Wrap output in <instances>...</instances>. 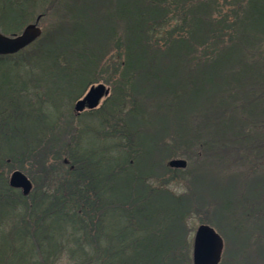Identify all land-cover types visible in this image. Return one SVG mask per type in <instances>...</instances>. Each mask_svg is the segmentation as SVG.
<instances>
[{"label": "trees", "instance_id": "16d2710c", "mask_svg": "<svg viewBox=\"0 0 264 264\" xmlns=\"http://www.w3.org/2000/svg\"><path fill=\"white\" fill-rule=\"evenodd\" d=\"M121 4L108 8L119 21L105 24L97 20L101 4L88 8L85 0H73L75 7L70 0H0L6 35L50 15L35 41L0 55V142L8 145L0 147V264H191L185 221L192 202L203 207L213 198L206 192L213 187L209 176H194L189 192L173 193L169 183L192 168L166 166L174 155L204 169L227 161L235 167L217 203L229 216L246 202L228 217L235 228L251 214L264 216V0ZM93 24L108 30L93 45L104 46L98 50ZM98 82L109 93L83 114L101 118L107 144L93 148L87 135L91 146L82 147L78 135L70 145L68 124L60 148L42 151L54 127L45 122L53 117L46 102L59 111ZM14 169L31 179L28 194L9 185ZM232 187L239 192L234 207L226 196ZM247 233L260 248L255 264H264V232ZM227 244L220 264H246L245 244Z\"/></svg>", "mask_w": 264, "mask_h": 264}, {"label": "rangeland", "instance_id": "374dc122", "mask_svg": "<svg viewBox=\"0 0 264 264\" xmlns=\"http://www.w3.org/2000/svg\"><path fill=\"white\" fill-rule=\"evenodd\" d=\"M70 1H71V5L75 7V5H73V0H70ZM123 1L124 0H113L111 4L116 5L115 8L117 9V6L120 7L122 5L121 3ZM85 3L88 5V8H89V5L95 6V4H101V6L98 7V8L102 9L100 16H99V19H97L98 21H105V24H107V22L111 24L112 21H119V17L117 16V14L111 15V13L115 11V8L113 9V7H112V9L111 8L108 9L109 7H111V4H109L108 2L105 3L104 0H85ZM106 4H109L110 6L108 7ZM55 9L60 10L61 5L60 6L57 5ZM230 10H231V7L229 8V11ZM93 12L95 14H98V11L96 9H94ZM242 13H240L241 14L240 16H242ZM231 14L234 15V13H231ZM49 19H50V15H45L42 18L40 17V19L38 21V25L41 27L42 30L44 27H46V25H48ZM89 35H92L91 38L92 37L94 38V41L92 42V46H93L97 41L99 42L100 39L108 36V30H107V28H103L102 24L89 25ZM111 40L112 39L110 37H108L106 39L105 46L107 44V46L110 47ZM102 47H104V46L103 45L93 46V48L96 50H98ZM35 71L39 73L38 70H35ZM2 72H3V69H0V73H2ZM36 72H32L31 77L37 76L38 73H36ZM8 73L14 74L15 71H11ZM22 75L27 76L28 74L23 70ZM93 84H97V83H93ZM104 85L107 86L110 90V87L107 84L104 83ZM88 87L85 88L82 95L80 97H78V99H81L83 97V95L87 92ZM78 99H76V101ZM102 100H101V102H102ZM70 101L66 100V101H64V104L57 105V108L59 109V111H57V109L53 108V106H50L51 102H52V105L54 104V102H55L54 100H52L51 102H49V101L46 102V107H47L46 110H48V112H52L53 117L48 116L47 119H45V122L46 123H52V125H54V127L48 133V136H46L45 141H43L44 146L43 147L41 146L42 151H45V152H51L52 151L53 152L57 148L58 149L60 148V142L59 141H61V140L57 139V137H59L60 134L62 136L63 129L66 128L68 124H69L68 128H70V145H72L73 142L75 143V138L78 135L81 136L79 139V142H80V146H82V147H86V146L89 147L92 145L93 148L97 149L99 147L101 148L104 144H107V142H106L107 139L104 140V136H103V130H107V129H106V126L104 124L102 125L101 118L100 117H94L91 119L90 118L86 119L83 113L85 111H87L88 109L85 108V109L81 110L80 112H76L74 110V107H73V104L76 101L71 102V104H70ZM53 111H55V112L53 113ZM54 114H56L57 116ZM41 121L42 120L38 121V124H44V122H41ZM40 126L41 125H39V127ZM87 135L90 136V138L92 139V142H91L92 144L90 143L91 145H89V143L87 141V138H88ZM111 138H113V137L111 136ZM113 140H115V139L113 138ZM108 141H110V140H108ZM1 146H4L3 147L4 150H6L8 148V145L5 146L4 142H0V147ZM116 152H118L119 155L121 153L118 150H115V148H113L112 153L115 154ZM173 157H181V158L186 159V161H187L186 166L184 168H181V169L185 170L186 173L192 167L189 176L187 173V175H186L187 177L181 178L178 181H173V182L169 183L170 184L169 188L171 189V191L173 193L182 194L184 192H189L191 190V185H192V184H190V182L194 180V178H193L194 176H196L195 177L196 180H199V179L201 180L202 178H205V176H209L208 181L211 182L212 187H213V189H211L210 191H206V189L203 188L204 191L211 193V195H213V198L209 199L208 201L203 202V203H205V205L203 207H200L197 205V203L192 202L193 207H191V209H193L194 212H192L186 218V221H185L186 228L191 229V231H189L190 261H191V251H192V239H193L195 228L200 223H207V224L211 225L221 235V237L223 239V250H222L221 260L223 258V254L225 252L224 249L226 248L227 243H228L227 246H229V248L231 246H233L232 249H234L236 245H239L238 242L241 241L242 243L245 244V250L247 252L245 263L246 264H255L254 256H255V253L257 251H259L260 248H258L259 245L257 243L256 238L250 236L248 239L246 237V235L248 234L247 233L248 231H251V229H253L254 232H258V231L264 232V216H261V218H259L260 216H258L257 213H254L253 215L251 214V216H247V218L250 217L249 219H245V217H244V219H241L240 222L237 223L240 226H243L242 229L240 230V229L235 228L236 224H234V221L230 220V218L238 216L237 214H240L242 207L245 210V206H246L245 203L246 202H243V201L240 202L237 205V207L234 208L235 214L230 212L229 216L227 214L221 215V213L219 212V207H217V203H219V201H221L224 197L225 184L228 182H231V180H233L232 177H234L235 167H232V165L229 164V161H227L226 163L228 165L227 164L226 165L219 164V166H213L212 168L204 169L203 166H201L202 165L201 163H200L201 165L198 164L199 166H197V164H194V162L192 160H190L187 157H184L182 155H174L171 157H166L164 160V163L166 164V166H167V161ZM251 165L252 164L247 165V167L249 166V168H248V170L244 171V174H243L244 177L252 174ZM237 170H239V169H236V171ZM219 180H221L224 183V186L221 189L216 188V186H215V184H217ZM213 183H214V185H213ZM263 183H264V181H263ZM234 185H236V183H234ZM238 187H239V185H238ZM247 193L249 195H252V196L255 195L256 197L259 196V195L255 194L256 191L253 188L247 189ZM238 194H239V192L236 193V191L234 190V187H232V189L230 190L229 193L227 191L226 196H227V198L230 199L229 204L231 207H234V204H236L234 202V200H235L234 195H238ZM250 199H251V197H250ZM195 208H197V209H195ZM244 210H243V212H244ZM228 217H230V218H228ZM207 219L209 221L213 219V221L210 223V222H207ZM254 220H255V222H254ZM255 250H256V252H255ZM257 255H258V253H256V258H258ZM220 263H221V261H220ZM5 264H8V263L5 262ZM191 264H192V261H191Z\"/></svg>", "mask_w": 264, "mask_h": 264}, {"label": "water", "instance_id": "95a60500", "mask_svg": "<svg viewBox=\"0 0 264 264\" xmlns=\"http://www.w3.org/2000/svg\"><path fill=\"white\" fill-rule=\"evenodd\" d=\"M40 17L41 15H37L34 21L28 22L18 34L6 35L0 31V55L16 53L35 41L42 33L38 25ZM108 92L109 88L104 83L92 84L84 96L74 103V110L80 112L84 108L96 107ZM186 164V159L180 157H173L167 161V165L174 169L184 168ZM8 183L11 187L20 189L24 195L32 189V181L19 169H14L10 173ZM222 250L221 235L207 223L198 224L192 240V264H219Z\"/></svg>", "mask_w": 264, "mask_h": 264}]
</instances>
